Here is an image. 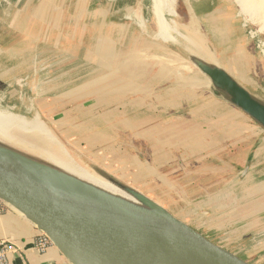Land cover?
<instances>
[{
    "label": "crops",
    "instance_id": "1",
    "mask_svg": "<svg viewBox=\"0 0 264 264\" xmlns=\"http://www.w3.org/2000/svg\"><path fill=\"white\" fill-rule=\"evenodd\" d=\"M129 4L130 0H27L23 11L30 14L29 19L35 24L40 13L47 17L51 14V20L44 22L47 36L36 37L35 44L72 46V52L65 56L80 64L77 73L85 71V61L91 65L100 62L102 57L118 61L114 67L122 80L118 89L112 91L114 96H139L137 101L143 102L147 109L152 97L160 104L159 108L173 112L170 124H157L163 125V132H169L166 135L148 133L145 120L136 124V127L145 126L140 133L135 126H129L130 123L124 124L125 130L109 126L111 139L101 135L102 139L114 140V146L125 141L131 147L116 155L109 168L120 166L122 171L112 173H131V181L138 180L141 188L156 186L166 194L164 199H170L178 207L179 215L167 209L173 216L237 255L229 248L232 237L221 238V230L236 231V238L240 234L238 230H242L243 236L264 237V137L261 130L226 98L216 96L210 80L200 72L182 73L178 65L183 59L178 46L150 41L148 32L144 33L134 24L132 13L135 11H130ZM190 11L196 21L205 24L203 27L210 32L213 46L232 57L235 45L240 42L231 10L224 6L203 12L190 7ZM149 52L153 53L150 65L141 54ZM221 58L224 57H220V61ZM225 62L231 67L229 61ZM232 65L234 70L237 66ZM133 67L135 70H131ZM149 72L152 73L149 75ZM130 80L133 81L128 85L126 82ZM100 92L93 90L88 95ZM114 105L123 106L120 102ZM78 115L70 114V117L78 118ZM93 134L95 137L94 131ZM135 142L141 146L140 158L132 146ZM143 193L150 196L152 192ZM211 200H216V205L236 206L233 210L238 218L210 219ZM40 233L20 214L4 206L0 214V241L14 247L9 255L10 264H70L52 244L38 252L35 240ZM252 251L264 252V241L257 243ZM252 264H264V261L260 258Z\"/></svg>",
    "mask_w": 264,
    "mask_h": 264
},
{
    "label": "rangeland",
    "instance_id": "2",
    "mask_svg": "<svg viewBox=\"0 0 264 264\" xmlns=\"http://www.w3.org/2000/svg\"><path fill=\"white\" fill-rule=\"evenodd\" d=\"M202 2L204 4L200 6ZM26 3L27 0H19L18 2L16 0H0V110L29 119L32 117L31 113L35 115L42 123V125L39 123L38 126L45 127L53 139V146L45 149L38 143H34V141L33 143L30 141L26 142L25 139L19 138L15 141L17 144L16 146L14 145L15 147L7 146L43 163L44 161L41 160L40 154L48 152V154L65 162L72 161L89 172L108 181L110 180L116 185L118 184L122 188L133 189L142 194H144L143 191H151L150 196L144 195L155 202H161L164 208L166 206L165 209H169L175 215H179L178 207L172 204L170 199H164L166 194L160 192V189H156V186L141 188L138 180L136 182L131 181V173L113 174V170L119 171L120 166L109 168L111 161L116 155L120 156L123 150L131 149L129 147L130 144L123 141L114 146V140L107 141L100 137L101 135L104 137L109 136L111 139L109 135L111 133L108 131L109 126H117L125 130L124 124L127 123L128 125L130 123L129 126L136 127V124H139L142 120H145L143 121L144 125L148 124L149 126L148 133L166 135L169 132H163V125L158 126L157 124H160V122H164L166 125L170 124L173 112L159 108L160 104L152 97L149 98L150 108L148 110L145 105H142L143 102L137 101L140 98L139 96H114L112 91L118 89L122 80L119 74H116L114 67L116 63L118 64V61H109L108 59H103V57L100 62H94L92 65L91 62L85 61L84 63L87 65L84 66L85 71L77 73L78 69H80V64H75L65 56L72 52V49H74L72 46L61 43L51 45L45 42L35 44L36 37L40 38L42 36V38H45L47 36V28H45L44 22L51 20V14H48L47 17L45 13H40L38 24H35L29 19L30 14L23 11ZM211 3L212 6L209 5ZM120 4L123 5V3ZM206 4L207 7L205 6ZM129 5L131 7L130 11H135L132 13L134 17H137L135 19L142 16V19L146 21L145 23L153 27L151 0H130ZM188 6L191 8L195 7L202 12L224 6L231 10L234 16V24L237 27L239 45L241 47L244 46L245 52L240 59L232 61L230 65L232 69L225 65L226 62L223 63L219 60L220 57L225 55L220 49H216L213 46L210 32L206 26L205 28L203 27L205 24L203 25V23L195 20L200 28L199 33L202 34L206 47L217 58L215 63L225 67L233 74L242 87L264 103V58L259 54L258 49L261 44L260 49L262 52L264 51V36L257 34L253 27L243 23L231 0H176L174 5L176 17L171 18L167 14L164 15L166 21H176L179 31L177 32V29L173 27L175 32L172 31V33L176 35L173 43L157 41L164 43L165 46H170V44L178 46L183 59V62L178 65L181 67L182 73L192 74L193 72H199L189 60L190 56H197L188 50V43H194L193 40L190 41L192 39L191 36L195 37L192 30L188 28V17L191 18L192 15ZM130 14H127V16ZM143 32H147L145 27ZM190 32L191 35H189ZM152 36L153 32L147 33V38L156 42L154 36ZM120 46L122 45L118 47ZM241 47L238 51L239 54L242 53ZM141 54H143V58L150 65L153 53ZM228 55L230 56V54ZM232 64L237 66L234 67V70ZM77 65L79 66L78 68H76ZM134 68L131 70H135ZM151 73L149 72V75ZM132 81L130 80L126 83L130 85ZM93 90H96V92L101 90V92L89 96V91L92 92ZM116 102L122 103V108L115 106L114 103ZM78 113V118L70 117V114ZM94 122H96L95 125ZM256 126L258 125L256 124ZM144 127L139 126L134 129L140 133ZM259 128L261 130L260 133L264 137V129ZM93 131L95 132V137ZM145 132H147L146 128ZM152 141L154 142V140ZM132 146L136 149L135 153L139 154L136 157L140 158V143L137 144L135 142ZM126 176L128 178H124ZM231 189L232 187L229 188L230 192L232 191ZM236 192L233 193L236 194ZM215 201L211 200L209 203V207L211 206L212 208V211H208L210 219L216 220L220 216L225 218L229 216V219L234 220L238 218L233 210L236 206L226 207V204L222 203V207L221 204V206L216 205ZM228 207L230 208L228 209ZM251 208L253 209L252 206ZM231 214L233 218L230 217ZM221 231V238H227L229 235L232 237L233 241H231L229 248L236 252L240 258L249 263L260 260V258L264 261V252L252 251L253 248H257V243L264 241V237L243 236L242 230H238L237 233L240 234L236 238L234 236L236 231L231 233L228 231L224 232V230ZM251 244L256 247H252Z\"/></svg>",
    "mask_w": 264,
    "mask_h": 264
},
{
    "label": "water",
    "instance_id": "3",
    "mask_svg": "<svg viewBox=\"0 0 264 264\" xmlns=\"http://www.w3.org/2000/svg\"><path fill=\"white\" fill-rule=\"evenodd\" d=\"M189 60L210 80L216 96L264 129V103L224 67L193 56ZM122 189L149 211L90 189L0 143V202L34 225L70 264H252L144 194Z\"/></svg>",
    "mask_w": 264,
    "mask_h": 264
},
{
    "label": "bare ground",
    "instance_id": "4",
    "mask_svg": "<svg viewBox=\"0 0 264 264\" xmlns=\"http://www.w3.org/2000/svg\"><path fill=\"white\" fill-rule=\"evenodd\" d=\"M175 1L176 0H151V15L153 17V27L147 25L145 23L146 21H144L142 17H139L138 19H135L137 17H133L132 20L134 21V24H137L142 31L145 27V30H147V32H153L155 40H159L164 43H173L176 38L175 33H172V31L175 32L173 30V27L177 29V32L179 30L176 25V21L170 20L168 22L164 19V15L167 14L171 18L176 17V13L174 12ZM231 1L236 7L238 15L242 19L243 23L245 25L253 27L256 30L257 34L264 36V0ZM192 16L193 15H191V18L188 17V28L192 30V33L193 35H195V37L191 36L192 39H190V41L193 40L194 43H188L190 45H188V50L193 52L197 56L193 57L198 58L210 65L218 66L219 64L215 63L216 59L214 53L206 47L204 40L201 36L202 34L199 33L200 28L196 24V21L193 18L194 16ZM189 35H191V32ZM260 52L261 56L264 58V51L262 52L260 49ZM31 116L32 117H30V119L23 118L22 116H18L0 110V143L15 147L17 145L15 141L17 138H19L22 140L25 139L26 142L30 141L33 143L34 141V143H38L45 149L52 148L53 139L51 138L47 129H45V127L38 126L39 123L41 125L42 123L38 120L37 117H34V115ZM40 158L44 161L45 164L57 170L62 175L76 182H79L90 189L108 195L135 209L142 210L145 212L149 211L142 203H140L137 199H135L132 195H130V193H128L124 189L120 188L119 186L113 184L112 182L104 178H101L89 172L85 168L80 167L72 161L65 162L62 159L48 154V152L40 154Z\"/></svg>",
    "mask_w": 264,
    "mask_h": 264
},
{
    "label": "built area",
    "instance_id": "5",
    "mask_svg": "<svg viewBox=\"0 0 264 264\" xmlns=\"http://www.w3.org/2000/svg\"><path fill=\"white\" fill-rule=\"evenodd\" d=\"M4 211V205L0 202V214ZM51 245L49 239L43 234L40 233L36 240L35 246L38 252H43L48 246ZM14 252V247L5 241H0V264H10L9 255Z\"/></svg>",
    "mask_w": 264,
    "mask_h": 264
},
{
    "label": "flooded vegetation",
    "instance_id": "6",
    "mask_svg": "<svg viewBox=\"0 0 264 264\" xmlns=\"http://www.w3.org/2000/svg\"><path fill=\"white\" fill-rule=\"evenodd\" d=\"M261 45V44H260ZM260 45L258 46V49H259V54L261 55V53H260ZM240 45L238 44V45H235V51H234V53H233V55H232V57L230 56H227V55H225L224 56V58H225V60H223L224 58H221V61L223 62V63H225V61H229V64L231 65V63H232V61L233 60H235V59H240L241 57H242V54L243 53H245L244 52V46L243 47H241L242 48V53L241 54H239L238 53V51L240 50ZM215 59H217L216 57H215ZM228 59V60H227ZM232 69V68H231Z\"/></svg>",
    "mask_w": 264,
    "mask_h": 264
}]
</instances>
